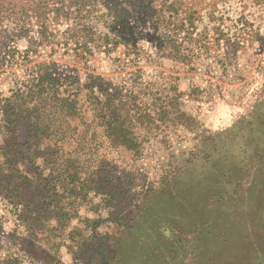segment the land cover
Returning a JSON list of instances; mask_svg holds the SVG:
<instances>
[{
	"label": "trees",
	"instance_id": "16d2710c",
	"mask_svg": "<svg viewBox=\"0 0 264 264\" xmlns=\"http://www.w3.org/2000/svg\"><path fill=\"white\" fill-rule=\"evenodd\" d=\"M219 1L0 0V73L13 74L14 67L29 63L34 53L33 44L37 41L40 45L47 40L49 24L74 19L83 15L82 11L89 14L96 3L104 9L100 20L105 30L97 33L92 27H87L86 31L98 45L97 49L109 52L112 49L109 45L121 44L129 53L137 47L135 35L142 22L149 21L155 25L156 53L193 66L191 45L195 41L194 34L207 39L209 31H213L217 42L235 40L222 26L223 15L216 14ZM249 1L254 5H264V0ZM203 13L214 25L202 24L198 29ZM76 21L80 20L70 22ZM33 31L35 36L29 37ZM21 38H25L27 43L23 49L17 45ZM86 45L84 43V52L92 55V48ZM29 69V76L22 81L16 80L9 88V94L0 90V154L4 158L0 164V175L3 171L11 175V180L0 179V195L15 203L16 208L19 205L16 220L31 227L38 225L41 219L56 220L63 227L66 221L77 218L89 232L76 243V255H85L84 264H147L146 259L141 260L142 255L153 254L160 248L155 246L130 255L126 248L120 247L121 237L138 230L160 236L161 210L164 218L173 225L176 216L194 220L202 215L204 206L208 212V207L214 203L243 202L253 196L244 197L241 186L248 170L254 172L250 184L255 183L262 171L264 173V148H254L253 153L248 154L252 163L238 180L228 177L227 172L233 169L238 172L239 162L235 158V162H226L222 159L221 149L214 147L211 154L207 153L202 158L221 156L216 157L221 162L190 160L172 175L164 171L159 185L141 190L134 188L128 192L130 186L132 188L139 183H131L132 180H127L123 173L117 175L104 171L97 160L103 158L100 151H103L101 148L105 143L111 148L128 150L135 156L140 153V143L129 126L132 119L152 127L166 114L163 107L154 105V96L147 91L149 87H143L140 93L123 85L113 87L99 75L91 76V84L80 82L76 74L63 69L59 72L51 61H36L30 64ZM262 103L264 101L259 105L255 103L252 110L236 122L243 131L242 137L249 141L248 145H253V138L264 137V113H259ZM85 110L91 112L89 118L85 116ZM20 130L27 139L25 142L20 140ZM101 130L104 140L99 141ZM223 133H207L201 136L202 142L213 138L218 140L217 135ZM238 133L229 129L225 132L228 137L219 142H227L225 150L248 153L246 142L239 138ZM63 144L71 147L64 148ZM38 159H42L41 164L37 163ZM17 162L23 165V170L17 168ZM81 174L86 175L81 177ZM195 175V178L191 177ZM199 183L202 187L197 189ZM227 185H233L230 193L223 190ZM238 187L241 191L236 190ZM96 197L97 201L93 202ZM260 197L264 199V195ZM88 204L94 207L93 216L79 213V206ZM148 205L150 214L146 215ZM103 209L107 211L103 212ZM134 212L139 219L133 216ZM104 223L116 227L118 235L112 234L111 240L102 241L94 249L88 248L89 240L103 238L98 228ZM201 225L196 224L195 228L208 234L210 225Z\"/></svg>",
	"mask_w": 264,
	"mask_h": 264
},
{
	"label": "rangeland",
	"instance_id": "374dc122",
	"mask_svg": "<svg viewBox=\"0 0 264 264\" xmlns=\"http://www.w3.org/2000/svg\"><path fill=\"white\" fill-rule=\"evenodd\" d=\"M91 8L89 14L82 11L85 17L83 14L49 24L47 40L40 45L37 41L33 44L34 53L30 62H54L59 72L63 69L76 74L80 82L89 84L91 76L99 75L110 86L123 85L134 92L140 93L143 87L148 86L149 89H146L154 96V105L166 110L162 119L154 123L159 125L157 127H146L132 119L129 126L140 143L138 155L123 148H111L105 143L101 148L103 151H100L103 158L97 163L110 174L123 173L127 180H132L131 183H139L127 189L132 192L134 188L141 190L157 186L164 171L172 175L190 160H204L202 157L211 154L217 147L221 149L223 160L229 163L236 159L239 162L238 172L234 171L236 169L227 172L228 177L238 180L252 163L248 154L253 153L254 148H264V137L253 138V145H248L249 141L242 137L243 131L236 123L252 110L255 103L259 105L264 101V5H254L249 0H220L216 14L223 15L222 26L235 40L217 42L213 31H209L207 39L194 34L195 41L191 45L193 66L156 53L155 25L149 21L142 22L135 35L137 47L129 53L121 44L115 47L109 45L112 48L109 52L97 49L98 45L86 29L92 27L97 33L105 30L100 20L104 9L97 3ZM77 19L80 21L70 22ZM202 24L214 25L205 13L198 29ZM35 34L33 31L29 37ZM17 42L19 48L26 47L25 38ZM84 43L92 48V55L84 52ZM30 62L14 67L13 74L0 73V90L4 94H9V88L16 80L22 81L29 76ZM83 100L84 97L81 102ZM259 113H264V103L260 104ZM85 116L89 118L91 112L85 110ZM229 129L233 133L240 132L238 136L246 142L248 153L229 148L225 150L227 142L219 140L228 137L225 132ZM216 132L224 133L217 135L218 140L213 138L202 142L201 136ZM19 135L22 142L27 140L22 130ZM101 135L99 141L104 140L102 130ZM63 145L64 148L71 147L70 144ZM221 156H209L205 160L221 162L216 159ZM3 162L0 154V164ZM37 163L41 164L42 159H38ZM17 168L22 169L23 165L17 162ZM253 173L252 170L245 173L241 187L244 188V197L253 195L254 198L252 196L243 202L228 201L223 205L214 203L208 207V212L204 206L200 217L190 220L192 218L176 216L173 225L164 218V211L161 210L160 236L149 231L146 234L139 230L128 232L124 238L121 237L120 247L126 248L130 255L155 246L160 248L153 254L142 255L141 260L146 259L147 264H264V199L260 197L264 195V173L262 171L255 183L250 184ZM0 179L11 180V175L3 171ZM199 187H202L201 183L197 184V189ZM239 188L236 190L241 191ZM232 189L233 185H227L223 190L230 193ZM149 206H146L147 210ZM17 208L15 203L0 195V264H84L85 255H76V243L89 232L77 218L66 221L63 227L53 219H41L38 225L31 227L16 220ZM92 208L89 204L80 205L79 213L93 216ZM106 211L103 209V212ZM149 214L150 211H146V215ZM136 217L139 219V215ZM196 224L210 225L209 233L199 232ZM184 226L190 227L186 229ZM98 230L103 238L89 240L88 248L94 249L102 241L111 240L112 234L118 235L116 227L108 223L102 224Z\"/></svg>",
	"mask_w": 264,
	"mask_h": 264
}]
</instances>
